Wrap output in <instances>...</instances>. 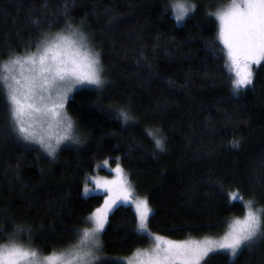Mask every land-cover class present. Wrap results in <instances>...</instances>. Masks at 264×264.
<instances>
[{
  "label": "trees",
  "instance_id": "1",
  "mask_svg": "<svg viewBox=\"0 0 264 264\" xmlns=\"http://www.w3.org/2000/svg\"><path fill=\"white\" fill-rule=\"evenodd\" d=\"M188 1L196 9L177 23L166 11L172 0H0V65L70 19L101 53L106 79L100 90L85 86L69 96L65 110L80 143L61 146L54 159L16 139L0 98V242L13 237L42 253L72 243L103 201L102 193L84 196L82 189L104 159L119 163L145 194L149 230L170 238L223 231L247 201L264 209V61L253 84L234 95L209 16L230 0ZM119 109L135 122L123 123ZM156 130L163 151L149 135ZM233 192L241 199L232 200ZM17 227L31 229V239ZM101 237L102 258L112 264L148 241L136 234L135 212L125 204ZM207 264H229L228 256L211 254ZM235 264H264V241Z\"/></svg>",
  "mask_w": 264,
  "mask_h": 264
},
{
  "label": "snow or ice",
  "instance_id": "2",
  "mask_svg": "<svg viewBox=\"0 0 264 264\" xmlns=\"http://www.w3.org/2000/svg\"><path fill=\"white\" fill-rule=\"evenodd\" d=\"M169 9L175 13V20L181 22L186 15L194 13L196 5L187 0H174L166 11ZM215 16L219 21L218 38L227 50L226 68L235 77L231 81L232 91L239 95L253 84L252 66L264 61V0H231L230 5ZM100 57L101 53L89 45L82 24L73 27L69 19L61 31L42 33L35 51L10 59L4 65L10 74L0 78V98L5 100L9 110V124L16 139L39 144L53 159L61 143H80L75 135L74 122L66 114L65 103L76 85H93L97 90L105 86ZM11 65H28L29 74H11ZM117 116L125 124L135 122L126 109H119ZM54 127L62 131L53 142L48 130ZM149 135L155 148L163 151L165 140L159 136V130ZM233 145L238 146V142L233 141ZM112 171L116 173L113 179L90 178L95 189H89V178H85V193L98 189L106 195L102 205L83 218L85 226L76 229L78 241L74 245L67 250L42 255L41 249L25 246L10 237L9 243L0 244V264H112L99 255L104 248L100 236L110 214L121 203L134 207L136 234L153 238L148 227L152 214L148 199H132V186L119 163ZM231 198L241 199L235 192ZM253 204L254 201L245 203L244 217L234 219L220 239L174 241L155 235L154 247L150 251L138 249L127 264H207L210 254L216 253H226L229 264H235L245 248L250 251L253 245L264 241V209L254 210ZM24 231L29 233L30 240L31 229L16 228L17 233Z\"/></svg>",
  "mask_w": 264,
  "mask_h": 264
},
{
  "label": "rangeland",
  "instance_id": "3",
  "mask_svg": "<svg viewBox=\"0 0 264 264\" xmlns=\"http://www.w3.org/2000/svg\"><path fill=\"white\" fill-rule=\"evenodd\" d=\"M172 2H174V0H172ZM178 2H185V0H178ZM187 2H188V3H191V4H194L193 2H190V1H188V0H187ZM230 3H231V0H230L229 2H227V3H225V4H219V3H217V4H215V6L213 7V10H212V14H213L212 16L214 17V20H215V22H216V26H217V33H216V35H217L218 42H219V44L221 45V48H222V52H223V55H224L225 63H227V50L224 48V45L220 42V40H219V38H218V32H219V21H218V19H216L215 13H217L218 11H221V10H223V9H226V8L230 5ZM171 13H172V16H173L174 19H175V13L172 12V11H171ZM192 14H193V13H191V14H189V15H186L185 18H187L188 16H190V15H192ZM185 18H184V19H185ZM183 21H184V20H183ZM183 21H181V22H183ZM176 22H177V21H176ZM181 22H177V23H181ZM88 43H89V45L92 47V44L89 42V40H88ZM92 48H93V47H92ZM93 49H94V48H93ZM35 50H36V47H35L32 51H35ZM27 53H28V52H27ZM27 53H25V54H23V55H18V56H21V57H22V56L26 55ZM15 57H16V56H14V57H12V58H15ZM12 58H10V59H12ZM10 59H8V60H6V61H4V62L1 63V65H0V78H2V77L5 76V75H9V74H10V73L4 68V65L7 64V63L10 61ZM255 66H257V65H253V66H252V71L254 70V67H255ZM10 67H11V74H14V75H17V76H21V74H23V75H28V74H29V66H28V65H23V66H21V65H11ZM230 74H231V76H232V78H231V81H232V79H234L235 77H234V74H232V73H230ZM231 84H232V83H231ZM85 86L95 87V86H93V85H87V84L76 85V86L73 88V91L76 90V89H78V88H80V87H85ZM73 91H72V92H73ZM70 95H71V93H70ZM70 95H69V96H70ZM66 114H67V113H66ZM67 116H68V115H67ZM46 128H47V126L45 125V129H46ZM48 131L51 132V134H52V138H53V142H54L55 136L58 135V134H60V132H61L62 130H61L60 128H58V127H54V128H52V129H50V130H48ZM21 141H23V140H21ZM23 142H25V141H23ZM25 143L32 144V145H36V146H37L42 152L46 153V152L43 150V148H41V146H40L39 144H37V143H33V142H25ZM69 144L73 145V144H76V143H72L71 141H65V142H63V143L60 144L59 148H60L61 146H63V145H69ZM59 148H58V149H59ZM46 154H47V153H46ZM105 161H107V163H105ZM116 165H117V164H110L109 160H107V159L101 160V161L96 165L94 172L88 174V175L85 177V178H89V183H88L89 189H95V188H96L95 184H94V183L91 181V179H90V178H92V177H101V178H106V179H113V178H115L116 173H115L114 171H112V170L116 167ZM122 169L124 170L125 174L127 175L128 180H129V183H130V185L132 186V190H133L132 199H136V198H146V197H145V194H143L142 192L138 191V189L136 188V186H135L133 180H132L131 177H130L129 172H128L126 169H124L123 167H122ZM103 170H104L105 172H104ZM84 183H85V180H84ZM84 183H83V189H82V194H83L84 196H85V195L87 196V195H90V194H99V193H102V194H103V199H104V195H106V193H103V192H101V191L98 190V189H97L95 192L89 191L88 193H85V192H84ZM102 203H103V201H102ZM102 203H101L99 206H101ZM121 204H123V203H121ZM125 205H130V206L132 207V209L134 210V207H133L131 204H125ZM99 206H97V207H99ZM253 208H254V207H253ZM255 209H260V208H255ZM255 209H254V210H255ZM134 212H135V210H134ZM245 213H246V210H245V212H244V215H245ZM244 215L241 216V217H238V218L242 219V218L244 217ZM234 219H236V218H234ZM234 219H233V220H234ZM233 220H231V221L227 224V226L225 227V229H224L223 231H218V232H216V233H211V234H208V235H205V236H202V237H186V238H184V239H174V238H170V237H167V236H164V235H161V234H159V233L152 232V231L149 230L151 233H153V238H149V237H147V238H148V241H147V243H146L144 246H140V247L136 248L131 254H129V255H127V256H124V257H117L115 260H118V261L123 262L124 264H127V261H128L130 258L133 257V254H134L138 249H139V250H148V251H150V250L154 247V245H155V240H154V236H155V235H159V236H162V237H164V238H166V239L174 240V241H184V240H203V239H205V238L220 239V238H222V236L225 234V232L228 230V228H229V226H230V224L232 223ZM136 228H137V224H136ZM100 240H101V243H102V237H101V236H100ZM77 241H78V236H77V234H76V235H75V238H74V240H73L72 243H70L69 245L65 246L64 248H62V249H60V250H56L55 252H59V251H62V250H67L69 247H71L72 245H74ZM9 242H10V241H3V242H0V244H7V243H9ZM16 242L25 245L24 243L20 242V241L17 240V239H16ZM25 246H28V245H25ZM30 247H32V246H30ZM32 248H34V247H32ZM53 252H54V251H52V252H50V253H42V255L51 254V253H53ZM99 255L102 257V252H101ZM210 255H211V254H210Z\"/></svg>",
  "mask_w": 264,
  "mask_h": 264
}]
</instances>
